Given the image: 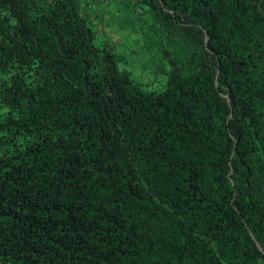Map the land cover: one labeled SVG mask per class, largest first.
Returning <instances> with one entry per match:
<instances>
[{
    "label": "trees",
    "instance_id": "obj_1",
    "mask_svg": "<svg viewBox=\"0 0 264 264\" xmlns=\"http://www.w3.org/2000/svg\"><path fill=\"white\" fill-rule=\"evenodd\" d=\"M132 1L157 91L79 0H0V264H264V0Z\"/></svg>",
    "mask_w": 264,
    "mask_h": 264
},
{
    "label": "rangeland",
    "instance_id": "obj_2",
    "mask_svg": "<svg viewBox=\"0 0 264 264\" xmlns=\"http://www.w3.org/2000/svg\"><path fill=\"white\" fill-rule=\"evenodd\" d=\"M79 5L97 41L109 46L117 67L138 88L157 91L163 87L169 64L166 55L161 57L156 38L162 42L164 31L144 8L132 0H79Z\"/></svg>",
    "mask_w": 264,
    "mask_h": 264
}]
</instances>
